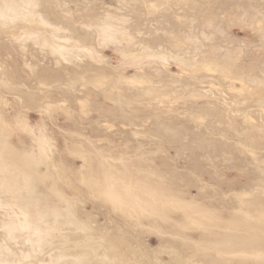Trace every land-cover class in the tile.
Masks as SVG:
<instances>
[{
  "label": "rangeland",
  "instance_id": "1",
  "mask_svg": "<svg viewBox=\"0 0 264 264\" xmlns=\"http://www.w3.org/2000/svg\"><path fill=\"white\" fill-rule=\"evenodd\" d=\"M0 264H264V0H0Z\"/></svg>",
  "mask_w": 264,
  "mask_h": 264
}]
</instances>
